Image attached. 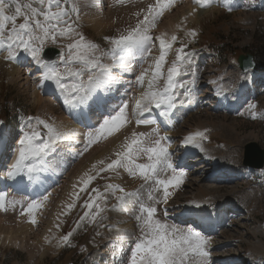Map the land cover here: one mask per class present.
I'll use <instances>...</instances> for the list:
<instances>
[{"label":"rangeland","instance_id":"374dc122","mask_svg":"<svg viewBox=\"0 0 264 264\" xmlns=\"http://www.w3.org/2000/svg\"><path fill=\"white\" fill-rule=\"evenodd\" d=\"M180 1L178 0V2ZM186 1L184 0L182 5L177 4L179 7L176 9L173 5L157 20L156 26L149 33L153 38L151 53L143 61L139 56L133 58L137 61L135 71H133L134 73H130V71L128 73L135 76L128 79L125 71H123L119 77H116L119 80V83H115L116 89H125L127 92V97L120 98L122 99L121 103H127L128 105L126 110L128 119L121 133L116 134L122 130L119 129L113 133V135H116L111 137L112 139L101 137L98 142L89 146L88 134L85 135L88 131H84L82 144L78 147H70L71 149L66 150L67 153L64 150L67 148L65 144L61 146L60 144L63 143H55L54 152L46 158L57 155L56 160H54L58 164L56 165L58 170L55 175L58 176L59 173L61 179L56 178L59 186L56 185L58 187L51 193L48 192L47 195L43 192L39 198H30L13 193L11 187L8 188L7 186L10 180L6 179V189L4 191L8 188V191H6L7 199L9 201H21L23 208L20 205L13 208L9 204L6 205L5 210H0V230L2 229L0 232V264H120L121 260L129 254L130 246L134 243L135 237L139 235L138 222L135 218L138 204L133 207L129 203L127 210L114 211L113 205L118 203L116 197L122 195V193L119 191H106V186L116 185L122 187L125 192H138L140 200L151 203L146 199L149 192H152L153 184L149 181L146 183L139 176H130L123 168L107 171H100V169L106 168L108 163L117 158L116 152L123 151V145L127 139L132 138L130 135L128 137V134L140 133L141 129L145 130L134 124L136 116L131 115L134 110L133 103L135 107V98L139 97L142 90H144L136 83V77L143 69L149 68L155 58L159 57L160 42L157 37L161 36L172 44L167 58L172 57L175 60L177 50L181 47L184 48L185 53L190 54L192 62L181 68L180 81H194L186 85L190 90H193V92H189H192L191 96L183 97L182 100L187 110L179 119H176V122L178 120L177 127L174 128L173 124L172 128L168 130L174 135L171 147L167 145L168 148H172L178 157L180 155L179 162L184 152L181 154L182 151L180 150L179 153L178 149L180 148L175 146L176 142H182L190 134L196 133L199 130L195 127L197 123H204L206 126L200 131L203 134L206 133L207 138L204 139L207 141L211 139L210 143L205 142V144L218 151V155L231 156L232 160L234 159L233 161L236 162L235 166L240 168L243 174L247 173L248 175V178L245 179L242 175L235 174L229 179L218 178L201 182L199 185L204 192L212 196L213 200L219 198L228 202V209L220 212V214L225 215L224 218L220 219V224L226 223L227 226L222 227L221 231L219 229L218 232L220 233L205 237L208 240H213L211 243L216 242L217 246L220 242L229 241L230 243L220 249L215 247L214 257L208 258L209 264H246L242 259L246 257L245 254L256 264H264V169L261 171L254 169L252 171L245 169L242 164L243 159H245L244 148L248 143H256L264 150V92L259 94L255 100L242 102L241 108L236 113H231L228 110L226 112L222 110L225 105L224 102L219 106L215 105L217 100L213 91L214 89L229 90L234 93L233 91L235 89L237 91L239 87V80L248 81L249 75L238 74L239 72L236 73L234 69L240 55L254 56L257 63V69L254 73L264 74V0H232L229 5L232 8L231 11L222 7L218 1L219 7L215 6L216 11L204 16L199 21L195 19L197 13L191 12L192 4H186ZM22 2H26V0H22ZM155 3L156 0H125L124 3H117L116 0H105L104 3L97 4V8L101 9L99 16L106 19L105 23L102 24L103 29L98 31L92 27L93 23L88 19V1L84 6L77 2L79 18L73 16L75 32L70 37L57 38L55 43L49 40L44 45V50L56 48L62 52V55H65L67 45L79 39V35H83L87 41L97 46L96 55L100 57V62L104 65L112 64L110 63L111 58L107 55L114 47L110 40L118 38L121 34H127L128 30L134 28L140 20H143L149 6ZM79 6L82 9H79ZM20 22H22V19L17 21V23ZM190 32H194L195 35H189ZM172 36L177 38L175 42L171 41ZM212 49L215 50L213 56L208 61L201 63L200 69L195 68L194 63L197 62L199 55L207 52V50L212 51ZM6 56V51L0 52V146L2 141L8 142V149L5 150L8 154L0 157V168L4 161L8 163V159L11 160L10 162L15 161L17 155L15 152L19 147L18 141L22 135V128L30 132L32 127H37L36 121L39 120L44 121L63 136L72 131L68 130L67 125L77 128L79 122L78 118L65 113L64 106L61 108L56 103L48 100L54 94V84L51 81L43 82L49 88L47 93L43 92V89L39 87L42 84V70L38 68L30 56L23 52L18 54L16 60H7ZM139 62L140 65L136 71ZM56 64L61 68L64 67L61 58ZM218 65L221 67L220 70L231 65L227 71L229 74L225 73V70L223 71L225 75L215 74L213 69ZM130 66L133 68L135 65L131 64ZM215 71H218V69ZM16 72H20V75H16ZM207 72L209 74H206ZM112 75L115 76L113 73ZM257 81V88L260 90L264 78ZM160 83L162 86L164 81L161 80ZM122 86H126V88ZM195 86L196 88H192ZM253 87L255 88V84ZM113 89L115 87L112 84L110 89L106 91L97 90L92 98H95L98 102L100 93L104 92L110 95V91ZM207 91L210 92V96L205 94ZM38 93L42 96L41 106L37 103L36 94ZM249 95L251 96V94ZM243 96H239L238 99ZM51 104H55L57 110L44 111L48 110ZM196 105L197 107L194 108ZM250 105H255V108H250ZM253 114H255V119H253ZM29 118L32 119L29 120ZM27 125L32 127H27ZM135 126L140 129L135 128ZM155 129L158 128L142 132L146 134V143H152L162 135V131H158L157 134L154 132ZM129 130L132 132L130 131V133ZM39 131L44 133L46 129L43 125H39ZM222 132L227 133L222 136ZM231 135H233L232 139H230ZM176 136L179 138L176 139ZM111 140L113 141L111 142ZM235 141L239 142L240 147ZM119 143L120 147L117 146ZM111 145L114 148L111 149ZM86 147L87 150H85ZM115 148H118L116 152L114 151ZM74 152L76 153L75 160L65 158L63 155L66 153L69 156ZM169 153L172 158V152L169 151ZM193 154L190 155L194 157H189L186 160L187 162H184L189 163L201 156L200 153ZM195 155L199 157H195ZM13 156L14 158H12ZM229 156L227 157L229 158ZM101 161L104 163L101 164ZM178 162L174 164L173 161L174 167H183L178 166ZM137 163H147L146 157H141L137 160ZM93 165L96 166L95 169ZM185 166L186 170L183 171L186 172V176L183 183L176 188H169L171 193L169 198L173 199L169 204L167 216L169 219H174L169 215H172L171 213L175 211L174 206L177 203L178 206L185 207H192L196 203L193 194L197 192L198 188L190 189L189 185H185V180L193 177V171L198 170L196 171L198 175L194 177L200 181L202 177L210 175L206 170L210 169L212 165H208L204 171L197 169L195 165L190 166L188 164ZM188 166L192 169H189ZM170 173L162 174L160 178L165 179ZM123 174L125 177H122ZM89 176L93 179L85 187L83 181ZM128 182L131 184L129 185ZM212 186L219 189V193L207 190L206 187ZM92 189L99 190L104 197L103 201H100L104 211L96 217L95 221H92L90 216H85V213L89 212V209L85 207V203L90 202V196H95ZM161 193L162 191L152 192L155 197L160 195L158 199H162ZM195 194L197 195V193ZM169 198L168 200H170ZM206 198L207 196L204 194L202 199L206 200ZM34 201L41 206L31 213H26L27 205ZM69 205L73 206L69 208ZM162 205H165V208L168 207L164 203L156 205L160 218H162L165 211V208L164 211L161 210ZM234 205L242 207L245 211H233ZM94 210L95 208L92 209V211ZM22 212L26 214H22ZM226 212L232 214L229 223H227L228 219L225 221L228 216V214L226 216ZM233 213L236 215L234 216ZM32 220H35V223H32ZM177 220H171L170 222L182 227L191 226V223H177ZM69 233L71 235L68 241H64L63 237ZM121 237H126L122 241L125 249L124 257L116 252V247L121 244Z\"/></svg>","mask_w":264,"mask_h":264},{"label":"snow or ice","instance_id":"6c2138e0","mask_svg":"<svg viewBox=\"0 0 264 264\" xmlns=\"http://www.w3.org/2000/svg\"><path fill=\"white\" fill-rule=\"evenodd\" d=\"M117 3H124L125 0H116ZM201 8L209 7L214 0H194ZM232 0H219L222 7L228 9ZM175 0H156L150 5L143 20L136 26L121 34L118 38L110 40L114 46L107 55L113 61L111 66L100 62L96 55L97 46L79 35V39L67 45V53L61 56L64 67L61 68L55 62L41 58L44 45L51 40L55 43L57 38L70 37L74 32L73 16L79 18L77 0H0V52L7 53V60H16L18 54L23 52L30 56L39 69L42 70L41 81H51L56 90L60 93L65 105L79 107L86 105L96 94L97 90H108L119 80L112 75L110 67H117L121 71L129 70L126 63L127 58L137 56L143 61L152 51L153 38L149 34L156 26L157 20L163 13L173 6ZM95 0H92L94 6ZM19 19L22 22L17 23ZM195 35L194 32L188 33ZM160 42V55L153 60L149 68L143 69L136 77V83L144 89L141 95L135 98L134 114L139 117L143 112L149 111L153 106L161 109V115H167L169 110L175 107L174 101L177 89L185 88L187 84L194 81H180L177 77L182 75L181 68L190 64L191 56L184 52L181 47L177 50L175 60L167 68L165 76L163 66L172 44L164 37H157ZM176 37L172 36L171 41L175 42ZM161 80L164 81L161 86ZM127 103L118 106V110L110 112L94 132L88 133V145L96 143L101 137L107 138L122 128L128 119ZM255 108V105H250ZM253 114V119H255ZM32 118H29L31 120ZM155 121L149 119H137V124H150ZM37 127L32 131L21 129L22 135L19 138V147L16 150L15 161L6 168V175L9 180L16 181L17 178L27 176L29 180L34 174L42 170L46 157L54 152L53 145L61 139V134L44 121H36ZM39 125H43L46 132L39 131ZM158 134V129L154 130ZM95 133V134H94ZM145 133H133L132 138L123 145V151L116 153V159L106 165L100 171L125 169L130 176H139L146 183L153 182L152 192H163V198L158 199L148 194L147 201L139 199L138 192H125L122 187L107 185L106 191H119L122 195L117 196L118 203L113 205V210H127L129 203L135 207L138 204L136 215L139 235L135 237L134 243L130 246L129 254L124 257L123 239L116 247L124 257L120 264H209L210 253L207 250L208 239L193 226H180L169 223L166 219L156 217L157 207L160 203L167 204L171 195L169 188H176L186 176V172L174 167L168 146L162 141L167 140L165 136H159L152 143L145 142ZM203 133L190 134L184 140L185 145L200 147L194 143L201 138ZM87 150V147L85 148ZM141 157H146L147 163H137ZM101 164L104 162L101 161ZM95 165L93 168L95 169ZM171 172L170 176L162 179V174ZM99 174V173H97ZM93 177L89 176L83 181L85 187ZM83 190V189H82ZM95 196H90V202L85 203L92 221L104 211L100 201L104 197L97 189H92ZM13 208L23 203L17 200L9 201L7 193L0 191V210H5L6 205ZM41 205L38 202H31L27 205L26 213H31ZM73 205H69L71 208ZM95 208L94 211L92 209ZM201 208L199 203H194L189 211ZM22 212V214H26ZM164 216H168L165 209ZM35 223V220L31 221ZM71 234L63 237L68 241Z\"/></svg>","mask_w":264,"mask_h":264},{"label":"bare ground","instance_id":"6f19581e","mask_svg":"<svg viewBox=\"0 0 264 264\" xmlns=\"http://www.w3.org/2000/svg\"><path fill=\"white\" fill-rule=\"evenodd\" d=\"M87 1L89 3V7H88L89 16H88V19H89L90 22L93 23V25H92L93 28H95L98 31H101L103 29L102 24L105 23L106 19H105V17L99 16V14L101 13V9H98L97 8V4L100 5L101 2L104 3L105 0H95L94 6L92 5V0H81V1L80 0H77V2H79L83 6H84V4ZM218 1L219 0H214V2L212 4H216V3L218 4ZM188 3L194 5V6L192 5V11L191 12L197 13V14H195V19L197 21H199L204 16H206L208 14H211V13H213V12L216 11L215 6L214 7H211V8H209V7L201 8L198 5H196V3L194 2V0H189ZM79 9H82V7L79 6ZM194 9H195V11H194ZM121 14H122V12H121ZM110 63L113 64V61L111 60ZM126 63L129 66V70L125 71V73H126V75H128V74L132 73L133 71H135V67H136L137 61L133 60L132 57H129V58H127ZM112 64H109L107 66H111ZM131 64H133V66L134 65L135 66L132 68V66H130ZM110 71H111V73H113L115 75V77H119L121 75V73L123 72V71H121V69H119L117 67H110ZM129 71H130V73H128ZM17 74L20 75V72H16V75ZM13 77H15V75H13ZM252 83H253V80L251 81V77H249L248 81L247 80H244V79L239 80V82H238V86L239 87L237 88V93H236L237 96L239 97V96L245 95L247 93L248 89L250 90V86H251V88H253L252 89L253 93H251V95L254 96L256 94V92H255V88L253 87L254 84H252ZM39 87L41 89H43V92L44 93H47L49 91L48 86L45 85L43 82H42V84H40ZM120 90L117 91V96H115L114 98H112L113 100H118V99L122 98L121 93H123V91H120ZM143 91L144 90H142V92ZM223 92H225V91L222 90L221 91V95H222ZM205 94L207 96H210V92H208V91ZM36 97L38 98V100H37L38 105L41 106L42 105V100H41L42 99V96H41V94L40 93L36 94ZM48 100L56 103L61 108L64 106L63 108H64V111H65V113L67 115L73 116V117H76V118L79 119V122L77 123L78 124L77 125V128H74L73 126L67 125L69 127L68 130L69 131L72 130L69 133L70 135L68 134V135L61 136V139L57 140L56 143H63L66 146L74 147V144L79 145V144H81L83 142V140H82V137L83 136L82 135H83L84 131L94 130L97 127L96 118L94 117V113H95L94 109H95V106H92V104L89 105V103H87L86 105H80L79 107H73L71 105H65L64 100H63V98L61 97V95H60V93L58 91H54V94H52L50 96V98H48ZM176 100L177 99L175 98V101ZM95 101H97V100H95ZM98 103H99V101H98ZM192 103H193V101H192ZM97 106H99V104H97ZM172 109L169 110V112H168L167 115H161L160 114V119L158 121V126L160 127L161 130H163L162 136L163 135L168 136L170 138V140H171V143L173 141L172 139H173L174 135H173V133L171 131H168V130L172 128L173 124L176 123V119L178 118L177 116L181 114V112L179 111V112H176L174 115H172L171 114ZM42 110H44V109H42ZM54 110H57V106L55 104H51V107L48 110H44V111H54ZM107 112H111V111L110 110H107ZM103 113H106V111H104ZM142 114H140L139 117H138L137 115L134 114V110H133V115L136 116V119H135V125L136 126H137V123H136L137 122V119L140 118V116ZM162 117H164V119ZM173 119L175 121H173ZM53 120H55V119H53ZM209 125H211V124H209ZM136 126H135V128H137ZM152 126L153 125L148 126V127H144V129L145 130H148L147 128H151ZM205 126H206V124H204V123H197L195 125L196 129H199L198 130L199 132H201L200 130H202ZM220 126L221 127H224L222 125H220ZM70 127L74 128V129H72ZM130 131L131 130H129V132ZM206 132H207V130H206ZM226 133L225 132H222V136H224ZM205 134H203L204 136H202L201 138H198L194 142V143L200 145V147H194L192 145H185L184 142H182L180 145L179 144H175V146L177 148L179 147L180 150L184 152L182 158L179 160V162L177 164L178 166H183L184 167L185 165H188V164L190 166L196 165V168L197 169H200V170H203L204 171L205 169H207L209 163L212 164V166L210 167V169L208 168L206 170L207 173L210 174L209 176L202 177L201 180L199 181L198 178L194 177V176L198 175V173H196V171H198V170H195V172L193 171V177L188 178V179L185 180V185H187V186L189 185L190 186L189 187L190 189H195L194 187H197L198 188L197 192H194V194H193V196H195L193 199L196 198V203H199L201 205V208L195 209L194 211H191L190 212L189 209H191L192 207H185V206H182V205H179L178 206V203H177L174 206L175 211H173V213H171L172 215H169V217H171V218L173 217L175 219L176 218H178V219L181 218L179 221H182V220L184 221L185 218H189V219L190 218H193V220H194V217H196V216H200L201 219L215 218L216 220L222 219V218L225 217V215L222 214V213L220 214V212L222 210L228 209V202L225 201V200H221L219 198H216L215 200H213L212 199V196L208 195L206 192H204L202 190V188L199 187V185L201 184V182H206L208 180H215V179L221 178L222 176H226V175H229V174L233 175L236 172H240V173H237L239 176L242 175L243 178L244 177H245V179L248 178L247 173H244L243 174V172L240 170V168H238V167L235 166L236 165V162L233 161L234 159L232 160V157L231 156L226 155V154L225 155H218L219 154L218 151L213 150L210 147V145L208 146V145L205 144V142H207V143H210L211 142V139H209L208 141L206 139H204V138H207V135H205ZM129 135L132 136V134H128V137H129ZM232 137H233V135H231V138L230 139H232ZM175 138L178 139L179 137L176 136ZM249 138H251V137H249ZM128 139H127V141H130L131 140V139L130 140H128ZM181 139H183V138H181ZM183 140H185V139H183ZM112 141L113 140H111V142ZM202 142H204V144H202ZM235 143L236 144H239L238 141L237 142L235 141ZM235 143H233V144H235ZM119 145H120V143L117 146H119ZM239 147H240V144H239ZM6 148H7V143L5 141H2L1 142V146H0V157L1 156H4L5 154H8V152L5 151V150H7ZM110 148L112 149L114 147L112 146ZM117 149L115 148V151ZM230 149H232V148L230 147ZM119 150H120V148H119ZM169 151L173 152L172 148L169 149ZM15 153H17V151ZM193 153H195V154L196 153H200L201 156L199 158H197L196 160H191L189 163H185L184 162V159L187 156L189 157L191 155H194ZM227 156H229V158ZM12 158H14V156ZM10 161H11L10 159H8V163H6L4 161V164H7V165L2 164V167L0 168V191H3V192H5L4 190L6 189V179H8L7 178V175L5 174V169L13 163V162H10ZM49 163H48V161L46 159L45 160V163L42 165V170L39 171V172H37V173H35L34 174V178L31 179L30 182H26L25 180H21V178L20 179L18 178V180H16V181L10 180L8 182L7 186L9 188L11 187V189L14 190V192H18V193H22V192H25L26 193L27 192V193H31L32 194V197H41V195H42L41 193H43V192H44V194H47L52 189H54L56 185H58V181L56 179V176L53 173L54 170H58V166H56V164H54V163H52V164H49ZM190 166H188V167H190ZM189 169H192V168H189ZM122 177H125L124 174H123ZM130 184L131 183H129V185ZM210 185H214V184H210ZM213 187L214 186H212V187H206V188L209 191H212V192H215V193H219V191H218L219 189L213 188ZM24 188H27V189H24ZM28 189H30L31 191H29ZM144 191H145V188H144ZM195 193H197V195ZM204 194L207 196L206 200H203L202 199V197H203ZM159 196L157 198H159ZM169 199L170 200H168V202H169V204H171V202H172L173 199H171V198H169ZM232 210L233 211H236L237 210L239 212H241V211L244 212L245 211V210H243L242 207L240 208L237 205H234V207L232 208ZM135 214H137V213H135ZM195 223H198V222H194V224ZM220 223H221V220H220ZM195 225H197L196 227L199 228V225L198 224H195ZM100 227H102V226H100ZM1 230H0V232H1ZM199 231L202 233V229L199 228ZM12 241H11V243H12ZM229 243H230L229 241L228 242H220V243H218L219 244L218 246L216 245L217 243L216 244L213 243V244L210 245V247H212L214 249L213 251H215V247H217L218 249H220V248H223V247L228 246ZM246 258L247 257H243V260H245ZM263 259H264V257H263Z\"/></svg>","mask_w":264,"mask_h":264},{"label":"water","instance_id":"95a60500","mask_svg":"<svg viewBox=\"0 0 264 264\" xmlns=\"http://www.w3.org/2000/svg\"><path fill=\"white\" fill-rule=\"evenodd\" d=\"M60 56V51L56 49H47L44 53V59L55 62ZM240 69L247 72L256 68L255 59L251 55L241 56L239 58ZM244 165L254 169L264 168V151L259 145L252 143L246 146Z\"/></svg>","mask_w":264,"mask_h":264},{"label":"crops","instance_id":"0c3cea01","mask_svg":"<svg viewBox=\"0 0 264 264\" xmlns=\"http://www.w3.org/2000/svg\"><path fill=\"white\" fill-rule=\"evenodd\" d=\"M137 129H140V128H137ZM142 130V129H141Z\"/></svg>","mask_w":264,"mask_h":264}]
</instances>
